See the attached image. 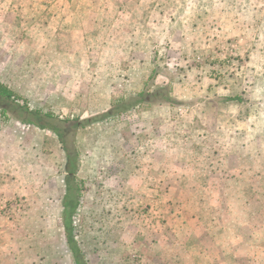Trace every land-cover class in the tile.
I'll use <instances>...</instances> for the list:
<instances>
[{
  "label": "rangeland",
  "instance_id": "rangeland-1",
  "mask_svg": "<svg viewBox=\"0 0 264 264\" xmlns=\"http://www.w3.org/2000/svg\"><path fill=\"white\" fill-rule=\"evenodd\" d=\"M0 82V264H264V0H0Z\"/></svg>",
  "mask_w": 264,
  "mask_h": 264
},
{
  "label": "trees",
  "instance_id": "trees-1",
  "mask_svg": "<svg viewBox=\"0 0 264 264\" xmlns=\"http://www.w3.org/2000/svg\"><path fill=\"white\" fill-rule=\"evenodd\" d=\"M0 97L6 100H12V98L16 99V95L14 94V92L11 89H9L7 86H4L1 82H0ZM225 99L226 100H233V99L242 100L240 97L225 98ZM179 103L180 101L177 98L172 96V91H171L170 86L160 88L155 91H151L146 88L142 90L141 92H139L138 94L134 96H130L129 98H125L124 100L116 104L115 106H112V108H110L108 111L101 114L99 118H88L85 122L89 124L92 121H95V119L98 120V119L111 117L115 114L116 111L114 110V108L116 107H123L125 110H129V109H132L136 106L143 105V104H146V105H152V104L178 105ZM21 108L24 109V112L26 115H32L33 117L40 119L41 113L38 111L31 110L28 105H23L21 106ZM47 116L52 117L51 114H47ZM7 119L8 117L5 113V110H0V121H7ZM36 124L38 127L42 129L47 128L45 125L39 124V122H36ZM53 130L57 131L56 128H53ZM69 173L70 175L75 173L74 167L69 168ZM64 206L67 208L63 215V219H64L65 231L68 235V242L74 254L75 261L77 262V264H83L84 262H83V256L81 255V251L78 248V246L75 244L73 237L71 235L72 234L71 217H70L71 215H68L69 212H72L75 209L76 205L75 204L72 205L69 201L65 199Z\"/></svg>",
  "mask_w": 264,
  "mask_h": 264
},
{
  "label": "crops",
  "instance_id": "crops-1",
  "mask_svg": "<svg viewBox=\"0 0 264 264\" xmlns=\"http://www.w3.org/2000/svg\"><path fill=\"white\" fill-rule=\"evenodd\" d=\"M5 123H7V121H0V191L1 192H2V189L4 186V184L1 181V178L3 177L4 167H5L4 165H5V163H7V160H9V158L4 155L5 153L2 152V144H1L2 140L4 139V136H5L2 132L1 126Z\"/></svg>",
  "mask_w": 264,
  "mask_h": 264
}]
</instances>
